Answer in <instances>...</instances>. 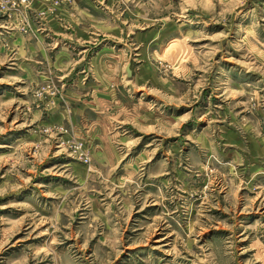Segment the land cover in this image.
I'll list each match as a JSON object with an SVG mask.
<instances>
[{
  "label": "rangeland",
  "instance_id": "rangeland-1",
  "mask_svg": "<svg viewBox=\"0 0 264 264\" xmlns=\"http://www.w3.org/2000/svg\"><path fill=\"white\" fill-rule=\"evenodd\" d=\"M0 264H264V0H0Z\"/></svg>",
  "mask_w": 264,
  "mask_h": 264
},
{
  "label": "water",
  "instance_id": "water-1",
  "mask_svg": "<svg viewBox=\"0 0 264 264\" xmlns=\"http://www.w3.org/2000/svg\"><path fill=\"white\" fill-rule=\"evenodd\" d=\"M128 74H129V76L131 75V69L130 68H128Z\"/></svg>",
  "mask_w": 264,
  "mask_h": 264
}]
</instances>
